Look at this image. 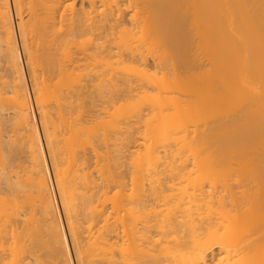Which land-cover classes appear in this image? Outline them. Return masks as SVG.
I'll list each match as a JSON object with an SVG mask.
<instances>
[{
  "label": "bare ground",
  "instance_id": "obj_1",
  "mask_svg": "<svg viewBox=\"0 0 264 264\" xmlns=\"http://www.w3.org/2000/svg\"><path fill=\"white\" fill-rule=\"evenodd\" d=\"M66 1L13 0L18 36L28 62L26 66L34 80L32 102L22 74L10 2L0 0V62L3 64H0V264H71L68 240L76 264H264V0H68L67 5ZM71 1H79L78 10L72 9L74 3L71 5ZM24 3L29 14L27 22L22 18ZM67 10L72 13H67L71 16L66 18L64 13ZM152 37L168 49L167 53L169 51L178 63L176 67L178 65L185 72L186 69L194 72L199 69L195 56L198 42L201 57L206 62L203 61V65L200 59L202 69H205L203 84L197 74L199 71L193 72V79L201 83H191L196 89L200 88L196 92L191 91L193 98L200 101L189 103V93L187 96L184 94L188 103L184 102L182 93L187 90H179L181 92L178 93L175 89L177 96L172 97L175 94L168 92V96L171 95L168 97L166 84L160 79L158 86L161 92L152 98V105L148 100L152 108L145 115L146 120L142 116L144 123L140 122L142 114L137 115L139 111L137 116L132 113V116L139 117L145 130L142 127L137 131L135 124L138 120L135 118L133 123V117L124 109L126 113L122 116L119 109L120 119L127 114L134 127L128 122L125 128L127 121L121 123L123 119L109 111L113 115L106 114L110 121L107 130L102 131L104 134L100 132L102 137L95 135L97 138L94 136L90 143L85 142L87 137L84 135L82 140L81 134L84 130L80 132L82 127L72 114V109H76L73 108L75 101L62 103L57 89L50 96V86L43 89L47 84L41 85L44 74L41 72L43 75L40 76H44L41 82L36 77L37 73L33 75L34 68L41 67L42 71H47L45 75L48 74L45 80L50 77L43 82L49 83L50 80L51 84V79L61 78L70 70L69 77L74 81L80 78V82L85 80L96 86L94 82L101 84L102 80L98 73H91L95 69L102 71L98 67L100 65L104 68L103 74L108 70L105 79L110 78L107 74L112 69L113 59H116L113 67L116 61L125 60L128 66L125 62L119 65L124 64L122 68L127 72L137 74L140 69L138 62L145 66L150 59L143 56L141 50L138 52L135 41H139L141 46L140 40L143 44L146 39L151 41ZM194 40L197 42L195 47ZM129 43L134 45L130 48ZM79 44H89V47L85 49ZM133 47L137 52L132 50ZM79 48L81 53L83 51L81 59ZM193 49L195 55L191 53ZM161 51L164 52L162 49L159 53ZM155 55L152 56L156 60L151 56L154 67L159 66L155 61L161 59ZM164 59H161L164 62L159 60L160 63H166L167 59ZM81 61L90 62L99 70L91 68L86 71L92 72L82 74L84 68L91 66L90 63L89 66L83 64L85 67L80 71ZM166 64L170 66L171 62ZM166 66L162 67H169ZM128 67L135 68L131 70ZM114 69L110 76L117 67ZM126 71L120 72L118 78ZM127 72L124 73L126 76ZM159 73L161 76V70ZM179 73L176 72L178 78ZM52 74L56 76L51 78ZM142 75L138 77L141 79ZM113 76L111 81L117 77L112 79ZM121 77L119 80L122 82ZM125 77L123 86L130 79L125 84ZM164 77L166 79V74ZM118 78L114 81L119 82ZM144 78L142 82H145ZM36 80L41 89L36 88ZM114 81H109L111 85L107 80L104 82L112 86ZM146 86L150 88L152 83L150 87ZM98 90L103 91L101 87ZM1 92L4 97H11L10 100L5 98L7 100L4 101ZM80 93L84 94V91ZM8 100L11 102L9 105L6 104ZM77 101L79 103V99ZM201 101L205 103L199 104ZM33 104L46 134L45 145L50 154L53 181L36 128ZM78 110L77 106V115ZM199 113L205 117L204 123L199 119L204 127L201 124L203 130L198 133L197 129L188 130L196 131L191 138L187 136L186 128L191 125L192 116L195 118ZM126 117L123 122L128 120ZM15 121L21 131L17 127L15 132L21 136L15 134V127L9 129L15 138H20L18 140L12 137V131V139L9 138L10 130L6 135L9 137L2 132L8 130L7 127L17 126ZM118 122L125 128L120 130L121 133ZM62 129L66 131L63 136L60 134ZM116 129L120 137H115ZM133 133L140 136L139 139L137 137L139 142L142 141L140 145ZM112 141L114 150H106ZM134 142L138 143V149H133L132 153L131 149L135 147L130 145ZM85 144L93 157L86 154L90 151L85 150ZM111 145L108 148L111 149ZM119 146L120 151L123 148L128 153L124 152L126 155L123 157L131 160V166H127L132 169H129L130 174L122 170L127 161L120 162L122 153L116 155ZM100 151H104L103 156ZM26 153L27 162L22 159ZM89 155L96 158L94 168L91 165L93 170L88 165L92 161H89ZM99 157L105 161L103 166L102 161L96 162ZM189 163L192 164L189 166ZM94 169L97 170V178L93 176ZM51 181L55 185L68 240Z\"/></svg>",
  "mask_w": 264,
  "mask_h": 264
},
{
  "label": "rangeland",
  "instance_id": "obj_2",
  "mask_svg": "<svg viewBox=\"0 0 264 264\" xmlns=\"http://www.w3.org/2000/svg\"><path fill=\"white\" fill-rule=\"evenodd\" d=\"M69 1H70V0H69ZM73 1H74V0H73ZM73 1H71L70 4H71V3L73 4V3H74ZM9 2H10L9 7H10V12H11V17H12V19H13V26H14V30H15V36H16L15 38L17 39L16 41H17V44H18V47H19V55H20V58H21V68H22V72H23L22 74H23V76H24V83H25V87L27 88V91H28L29 97L31 98V101L33 102V100H34V96H35V94L33 95V91H35V89H34L35 86H33V84H34V80L32 79V78H33L32 76L30 77V75H31L32 73L30 74V71H29L28 65L26 66V63L28 64V62L26 61V56H24L25 54L23 53L22 43H21V37L18 36V35H19V34H18V33H19V32H18L19 29H18V25H16V24H18V18H17V13L15 12L16 10H15V8H14V2H13V0H9ZM67 2H68V0L66 1V5H67ZM68 3H69V2H68ZM78 3H79V1H76L73 5L71 4L72 6L69 5V4H68V5H69V7L71 6L72 9L74 8L73 10L75 11L76 8H77V10H78V8H79V7H78V6H79ZM74 5H75V6H74ZM26 8H27V7H26V3H24V6L22 7V9H23V12H22V16H23V17H22V18H23V20L25 19L24 22H27L28 19H29V17H28L29 14H28V12H27L28 10H27ZM67 8H68V7L66 6V9H67ZM69 9L71 10V8H69ZM26 10H27V11H26ZM73 10H72V11H73ZM68 11H69V10H67V12L65 11V13H64V15L66 14V15H65L66 18L71 16V15H70V16L68 15L71 11H70V12H68ZM67 13H68V14H67ZM71 13H72V12H71ZM24 14H25V15H24ZM27 17H28V19H27ZM26 19H27V21H26ZM136 38H137V37H136ZM136 38H135V39H136ZM151 39H152L151 41H150V38H149V39H146L145 42L143 41V42H144L143 44H144V45L146 44V46H143L141 40H140V42H141V43H140L141 46L139 45V41H137V40L135 41V40H134V41L136 42V43L134 42L135 45H136V48H137V45H138V52H139V50H141V51L144 53V54H142V52L140 51L141 54H142L143 56L146 55V56H147V59H150V60H148V62L146 63L145 66H142V64L138 62V64H140V65H138V68H139V67H140V69L143 68L142 71H141L140 69H138V73H139V70H140V73H139V74H141V75H142V74L147 75V76H145V75H142V76L145 77V78H144V79H145L144 81H145V82L148 81V83L142 82V80H143L142 78H143V77L140 79L141 76L138 77V75H139L138 73H137V74H136V73H132L131 71H130V73L127 72L124 68H122V67L124 66V64H123L122 66L119 65V64H122L123 62H125V60H124L123 62L120 61V63H119V60L116 61V63H115L116 65H114V67H113V63H114V61H115L116 59H113V61H111V63L113 62V63H112V69H111V71H112L114 68L116 69V67H117L116 71H115V69H114L115 72H114V71H113L114 73L112 72L113 75H114V76L111 75V76H113L112 79H113L115 76H117V77H115V78H118L120 72H123V71H126V72L129 74V76H128V74H127V76H128V77H127V76L125 75L126 72H124L125 74L122 73L121 76H122V75H125V76L127 77V80H126V77H125V76H122V77L120 76V77H121V80L123 79V81H124V77H125V82H124V83L126 84V82L128 81V79H129V78H130V79H129V82H127V84H126L125 86H123V84H122L123 81L121 82V81L119 80L120 77L118 78L119 82H117V80L114 81V80H115V78H114V80H112V81H114L113 84H112V86L114 85V86H113V89H112V86H109V85H111V83H112V81L110 80V78H111V76H110L111 71H109V75L107 74V77L109 76L110 78L105 79L104 75L106 74V72L108 73V70H107V71H104V74H103V69H104V68H103V66H101V67H102V69H101L100 65H98V67H99L100 70H102V71H96V69H95V72L91 73V74H93V75H94L95 73H96V74L98 73V75L100 76V81L102 80L101 84H99V81H98V83H96L97 81L94 82V84H96V86L93 85V83H92V84L90 83V84L92 85V86H91L89 83L84 82L85 80L80 82V80H82V79H80V78H79L78 81H74L73 79H71V78L69 77V74L71 73L70 70H68L69 72L67 71L68 74H67V72H66V73L64 72V73H63V76H61V78H60V76L57 78V77H55V76H56L55 74H54V75L52 74V75H51V78H52V77H53V78L55 77L57 80H56V79H51V82L53 81L51 84H50V80H49V83H48V82H47V83H46V82H43V80H45L46 75L48 76V74L45 75V73H46L47 71H46V72H44V70L42 71V70H41V67L37 66V68L39 67V69L34 68L36 71L34 70L35 72L33 73V75H36V73H37L36 77L38 76L37 79H39V80L42 79V77L45 76L44 79L42 80V82H41V80H40V82L42 83L41 85H43V86L47 84V86H45L44 88L42 87L43 89H46V88H48V87L50 86L49 88H50V90H52V91H50V90L48 91V89H47L48 93L51 92V93H49L50 96H52V95L55 94V93H52V92H56V91H57L56 93H58V91H59V95H57V94H56V95H57L59 98H62V99H63L62 103L67 104V103H69L70 101H75L74 104H76V106H73V108L76 107V109H77V106L79 107V110H78V111H79V115H77V114H78L77 112L75 113L76 109L74 108V109H75L74 113H73V110H74V109H72L73 117L76 118V120L78 119V121H79V126L81 125V127H82V128H80V132H81V130H84V131H85V132L82 131L83 133L81 132V134H83V136L81 135V136H82V140L84 139V135H86L85 138L87 137V138H86L87 140H84V141H85V142H88V141H89V143H90V142H91L90 139L93 138V140H94V138H95L96 136L99 137V134H100V136L102 137V135L104 134L102 131L105 132V131L107 130V125H108L107 123L110 121V117H109V116L115 114V115L118 116L119 119H120V114H121V113H120V114L117 113V111H118L119 109H120L121 112H122V116H123V113L128 112V115L130 114L129 116L133 117L132 120H131V118H130V120H131L133 123L135 122V121H133V120H135V118L138 120L137 122H139V120H140V119H138L139 117H135V116H137V115L139 116V114L141 113L142 115L140 114V115H141V116H140V118H141L140 122L144 123V121L147 119L145 115H146V114L148 115V110H149V108H150V107L152 108V106H150V104L152 105V101L155 99L154 96L157 97L158 94L161 92V90L159 91V86H160V85H159V81H160V79H162V80H163L162 82H164V83L166 84V89H165V90L167 91V96H168V92H169V93H170V92H173V93H174V92H175V91H174L175 89H176V91H177L178 93L181 92V91H185V90H187L186 92L182 93V97H183L184 94L186 95V94H189V93H190L188 96H190V95H191V96H190V97H187V98H188V101H190V99H191V102H189V103L200 101L199 98H197V99H199V100H197L196 98H193V95H192L193 92H196V91L199 90L200 88L197 87V89H196V86H195L194 84H193V85L191 84V83H193V81H194V83H195L196 80L193 79V78H194V77H193V74H194L195 72L197 73L198 71H199V72H198L197 74H199V75L201 76V77H200L201 79H199V80H201V81H202V84H203V75H202V74L204 73L205 69H202V66L204 65V62H206V61H204V60H203L204 58L202 59V57H201V56H203V55H202V52L199 51L200 48H199V46H198V45H199L198 40L195 38V39L197 40V42H198V45H197L196 40H194V43H195V44L193 43V44H194V45H193L194 47H195V45H197V46L195 47V49L198 48V49H196L197 54L195 53V52H196L195 49H193V51H191V53H193V52L195 51V52H194V55L196 54L195 56L197 57V66H198V64H199V65L201 66V68H200V66H198L199 69H198V71H197V69H196L195 72H194L193 70H192V71L189 70V71L192 72V73H191V72L188 71V69H186V72H185V70L183 71V69L180 68V67L177 65L178 68L182 69V70H179V69L176 67V65H175V64H178V63H176V60L173 59L174 57H173L172 55H170V52H169V51H168V53H167V50H168V49H167V50L164 49V47H162V46L158 43V41H157L156 39L154 40L153 37H152ZM84 40H85V39H84ZM84 40H83V41H84ZM148 40H149L151 43H150ZM45 41H46V40H45ZM154 41H155V42H154ZM86 42H87V41H85V44H87ZM137 42H138V44H137ZM156 42H157V44H156ZM45 43H46V42H45ZM79 43H80V42H79ZM149 43H150V44H149ZM129 44H131V45H130V48H131L133 43H129ZM148 44H149V45H148ZM151 44H152V46H151ZM79 45H80V44H79ZM133 45H134V44H133ZM47 46H48V45H47ZM139 46L141 47V49H139V48H140ZM142 46H143V47H142ZM148 46H150V47H148ZM70 47H73V46H70ZM80 47H82V48L85 47V49H86V47H89V44H88V46H85V45L83 44L82 46L80 45ZM127 47H128V46H127ZM146 47H147L148 49H147ZM151 47H152L153 49H152ZM155 47H157L159 50H158L157 48H155ZM160 47H161V49H160ZM194 47H193V48H194ZM68 48H69V46H68ZM145 48L147 49V51H144V50H146ZM73 49H74V48H72V50H73ZM75 49H76V48H75ZM154 49H155L156 51H153ZM162 49L164 50L165 53H164L163 51H161V53H159L160 50H162ZM68 50H69V49H68ZM70 50H71V49H70ZM70 50H69V51H70ZM72 50H71V51H72ZM129 50H130V49H129ZM132 50H133V51H136V50H135V47H133ZM151 50H152V51H151ZM73 51H74V50H73ZM77 51H78V50H77ZM149 51H151V52H149ZM198 51H199V52H198ZM75 52H76V50H75ZM79 52L81 53L80 48H79ZM136 52H137V51H136ZM148 52L151 53L152 55H155V54H156L155 56H159V57H161L162 60L166 57V58H165V59H167V60H166V63L171 62V64H173V61H174L175 63H174L173 65H174V67H175L178 71H177L174 67H172L173 65L171 66V64H170V66H171L172 68H170L169 64H166V63L162 64V63H160V61H159V60H161L160 58H158V60L155 61L156 63H157V62L159 63V64H158L159 66H155V67H154V65H153L154 62L152 63V61H153L156 57L150 55ZM73 53H74V52H73ZM82 53H83V51H82ZM82 53L80 54V59L82 58V57H81V56H82ZM86 53H87V52H86ZM88 53H89V51H88ZM146 53L149 54V55H147ZM154 53H155V54H154ZM158 53H159V54H158ZM166 53L169 54V55L171 56V57H170L171 59L168 58L169 56H167ZM23 54H24V55H23ZM138 54H139V53H138ZM164 54H165V55H164ZM199 54H201V55H199ZM161 55H162V56H161ZM151 56L154 57L153 60H152ZM163 57H164V58H163ZM199 57H200V58H199ZM165 59H164V60H165ZM172 59H173V61H170V60H172ZM198 59H199V60H198ZM200 59H201L203 65L200 64V63H201ZM155 60H156V59H155ZM162 60H161V62H164V61H162ZM198 61H200V62H198ZM203 61H204V62H203ZM86 62H87V61H85V62L82 63V61H81V64H79V65H80V66H79V69H80V68H84L85 65H88V64L90 63V62H87V63H86ZM79 63H80V62H79ZM0 64L3 65L2 62H0ZM83 64H85V65L83 66ZM93 64H94V63H93ZM109 64H110V63H109ZM125 64H126L125 66H128V64H129L128 61H127V63L125 62ZM134 64L137 65V63H134ZM161 64H162V65H161ZM205 64H206V63H205ZM110 65H111V64H110ZM110 65H109V66H110ZM143 65H144V64H143ZM163 65H164V66L167 65V66H169V67H167V66H166L167 68L162 67ZM34 66H35V65H34ZM81 66H83V67H81ZM88 66H89V65H88ZM90 66H91V67L84 68V70H83V69H80V71H82V70L84 71V73H82V74H85V71H86L87 69L90 70L91 68L93 69V71H94V68H97V70H99L98 67H94V68H93L91 63H90ZM94 66H96V65L94 64ZM132 66H135V65H132ZM205 66H206V65H205ZM105 67H106V66H105ZM129 67H130V65H129ZM129 67H128V68H129ZM159 67H160V68H159ZM107 68H108V66H107ZM134 68H135V67H132V68H129V69L134 70ZM144 68H145V69H144ZM146 68H147V69H146ZM169 68H170V69H169ZM204 68H205V67H204ZM109 69H110V68H109ZM129 69H128V70H129ZM157 69H159V70H157ZM163 69H166V71H167V69H169V70H168L169 72L167 71V72H168V73H167V72H165ZM89 70H88V71H89ZM119 70H120V71H119ZM122 70H123V71H122ZM160 70H161V72H162V73H161V76L159 75V74H160V73H159ZM162 70H163V71H162ZM174 70H175V71H174ZM201 70H202V71L204 70V71L202 72ZM27 71H28L29 73H28ZM80 71H79V73H80ZM88 71H86V72H88ZM117 71H119V72H117ZM158 71H159V72H158ZM170 71H171V72H170ZM181 71H182V72H181ZM41 72L44 74V76H40V75H43ZM89 72H92V71H89ZM99 72H101L102 74L99 73ZM134 72H136V71H134ZM144 72H145V73H144ZM157 72H158V74H157ZM173 72H174V74H173ZM176 72H177V73L180 72V73H179V74H180V75H179V78H178V74H176ZM184 72H185V73H184ZM187 72H188V73H187ZM193 72H194V73H193ZM38 73H39V74H38ZM76 73H77V72H76ZM116 73H117V74H116ZM131 73H132V75H130ZM96 74H95V75H96ZM133 74H134V75H133ZM165 74H166V79H165V77L163 78V76H164ZM168 74H169V75L172 74V75H174V77H173L172 75H170V77H168V76H169ZM187 74H191V76L188 77ZM28 75H29V76H28ZM79 75H81V73H80ZM162 75H163V76H162ZM195 75H196V74H195ZM105 76H106V75H105ZM133 76H134V77H133ZM135 76L138 77V78L141 80L140 82H142L143 84L145 83V85H143V84L141 83V84L143 85V86H141V84H140V82H139V79L136 78ZM148 76H149L151 79H150V78H147ZM151 76H153V77H151ZM154 77H155V78H154ZM160 77H162V78H160ZM172 77H173V81H172ZM175 77H177V78H175ZM49 78H50V77H49ZM49 78H46V80L48 81ZM68 78H69V79H68ZM153 78H154L155 80H154ZM167 78H168V80H167ZM169 78H170V79H169ZM187 78H188V79H187ZM191 78H192V79H191ZM58 79H59V80H58ZM108 79H109V80H108ZM158 79H159V80H158ZM164 79H165V80H164ZM189 79H190V80H189ZM31 80H32V81H31ZM46 80H45V81H46ZM106 80L108 81V84H109V85L107 84V82H104V81H106ZM152 80H154L155 82L152 81ZM199 80H198V83H197V81H196L197 85H199V83H201V81H199ZM55 81H56V83H55ZM57 81H59V82H57ZM109 81H110L111 83H109ZM149 81H151V83H152V86H151V87H154V85H155L154 88L151 89V87L149 86V85H151V83H150ZM170 81H172V82H170ZM175 81H176V82H175ZM191 81H192V82H191ZM65 82H66V84H65ZM76 82H77L76 85L78 86V84H79V86H80V87L78 86L79 89L82 88L81 90H78L77 86L75 85ZM78 82H79V83H78ZM83 82H84V83H83ZM115 82H117V83H121V84H116ZM130 82H131V85H130ZM162 82H161V83H162ZM167 82H170V83L167 84ZM174 82H175V83H174ZM32 83H33V84H32ZM35 83H37V84H35V85H37L36 88H39V86H40L39 81L37 82V80H36ZM38 83H39V86H38ZM44 83H45V84H44ZM57 83H59V84H57ZM68 83H69L70 85H72V87H71ZM71 83H72V84H71ZM102 83H104V84H102ZM114 83H115V84H114ZM128 83H129V84H128ZM149 83H150V84H149ZM176 83H178V84H176ZM54 84H55V85H54ZM85 84H86V85H85ZM97 84H98L99 86H97ZM106 84H107V85H106ZM138 84H139L143 89H142L141 87H139ZM146 84H147V86H149L150 88H148V87L146 86ZM169 84H170V85H169ZM182 84H183V86H182ZM185 84H188L189 86H187V85H185ZM48 85H49V86H48ZM53 85H54V89H53ZM57 85H58L59 87H58ZM67 85H68V86H67ZM88 85H89L90 87H89ZM104 85L107 86L108 88H107V87H104ZM118 85H119L121 88H120ZM128 85H130L132 88H131V87H128ZM158 85H159V86H158ZM171 85H174L175 88H173ZM176 85L178 86V88H177ZM51 86H52V87H51ZM56 86H57V87H56ZM86 86H87V87H86ZM102 86H103V87H102ZM126 86H127V87H126ZM145 86H146L147 88H145ZM167 86H168V87H167ZM170 86L172 87V89H171ZM179 86H181V87H183V88L181 89V87H180V89H179ZM184 86H185V88H184ZM186 86H187L188 88H187ZM40 87H41V86H40ZM55 87H56V88H55ZM67 87H68V88L70 87V88L68 89ZM73 87H74V88H73ZM92 87H93V88H92ZM97 87H98V88H97ZM100 87H101V89H102L104 92L107 91V92H106L107 95H106V93H104L103 91H102V92H103V93H102V92H100V90H98V89H100ZM109 87H110V88H109ZM114 87H116V88L114 89ZM122 87H123V88L126 87V89L124 88V90H123ZM189 87H191L192 89H189ZM202 87H203V86H202ZM32 88H33L34 90H33ZM76 88H77V89H76ZM106 88H107V89H106ZM118 88L121 89V90H119ZM128 88H131V89H128ZM139 88H140V89H139ZM155 88H156V89H155ZM167 88H168V89H167ZM186 88H187V89H186ZM193 88H194V89H193ZM39 89H41V88H39ZM56 89H57V90H56ZM75 89H76V90H75ZM110 89L112 90L111 92H110ZM117 89H118V92H116ZM127 89H128V90H127ZM134 89H135V90H134ZM177 89H178V90H177ZM183 89H184V90H183ZM55 90H56V91H55ZM77 90H78V91H77ZM85 90H87V91L89 90L88 92L90 93V95H89V93H87V91H85ZM90 90H91V91H90ZM113 90H115V91H114L115 93L113 92ZM129 90H131V92H130ZM132 90H133V92H132ZM169 90H171V91H169ZM179 90H181V91H179ZM188 90H189V91H188ZM194 90H195V91H194ZM31 91H32V92H31ZM73 91H74V94L72 93V95H71L70 92H73ZM83 91H84V94L86 95V96L84 97L85 100H84V98H83L84 94L80 93V92H83ZM97 91H98V92H97ZM119 91H120V93H119ZM128 91H129V92H128ZM155 91H157V92L155 93ZM191 91H193V92H191ZM3 92H4V91H3ZM3 92H1V93H2V96H3V94H4ZM42 92H44V91H42ZM45 92H46V91H45ZM78 92H79V94H76V93H78ZM92 92H93V93H92ZM99 92H100L102 95L105 94L104 97H102V95H101ZM109 92H110V93H109ZM124 92H128V93H130L129 96L127 95L128 93H124ZM163 92H164V91H163ZM177 92H176V93H177ZM34 93H35V92H34ZM68 93H69V94H68ZM91 93H92L93 95H91ZM98 93H99V94H98ZM112 93H114V94H116V95H117V93H118L117 98H114L116 95H114V94H112ZM123 93H124V94H123ZM176 93H174L175 95L172 94V97H173V96H174V97L177 96L178 93H177V94H176ZM46 94H47V92H46ZM80 94H82L83 96H81ZM154 94H155V95H154ZM170 94H171V93H170ZM170 94H169V95H170ZM6 95H7V94H6ZM9 95H11V94H9ZM49 95H48V96H49ZM56 95H55V96H56ZM65 95H66V96H65ZM74 95H75V96L77 95V96H79L80 98L75 97ZM99 95H100L101 97H99ZM110 95H111V96H110ZM113 95H114V96H113ZM120 95H124L125 97L120 96ZM126 95H127L128 97H127ZM185 95H184L185 99H183L184 102H186V100H187V98H186L187 95H186V96H185ZM4 96H5V94H4ZM4 96H3V99H4V101H6L7 99H5V98H9V97H8V95H7V97H4ZM71 96H72V97L74 96L73 99L71 98ZM87 96H89V97H87ZM90 96H92V97L90 98ZM109 96H110V97H109ZM178 96H179V95H178ZM64 97H65V98H64ZM67 97H69V100L67 99ZM150 97H151V98H150ZM153 97H154V99H152ZM168 97H171V95L168 96ZM184 97H183V98H184ZM194 97H195V96H194ZM198 97H199V96H198ZM201 97H202V96H201ZM10 98H11V97H10ZM10 98H9V100H10ZM108 98H110V99L112 98L113 100H112V99H111L112 101H111L110 99L108 100ZM70 99H71V100H70ZM77 99H79V103H77V102H78ZM82 99H83V100H82ZM9 100H8V101H9ZM67 100H68V101H67ZM80 100H82V101H80ZM148 100L151 101L150 104H148V103L150 102V101L148 102ZM193 100H194V101H193ZM110 101H111V102H110ZM109 102L112 103L113 105L110 104ZM202 102L205 103L204 101H201V103H199V104H202ZM5 103H6V102H5ZM10 103H11V102L9 101V102L6 103V104L9 105ZM186 103H188V102H186ZM78 104H79V105H78ZM109 104H110V105H109ZM32 106H33V107H32V111H33V116H34L35 123H36V128H37V130H38L39 137H40V139H41V143H42V148H43L44 157H45V160H46V163H47V166H48V170H49V174L51 175V180H52L53 178H52V172H51L52 170H51V166H50V165H51V162H50V154H49L48 150H46V149H48V147L46 146V145H47L46 137H44V136H46V134H45L44 131H43L44 129L42 128V124H41V122H40L41 120H40V117H39V115H38V110L36 109V107L34 106V104H33ZM111 106H114V107H111ZM122 107H123V108H122ZM113 108L116 109V111H115ZM123 109H124L126 112L123 111ZM134 109H135L136 111H135ZM107 110H108V112H107ZM150 110H151V109H150ZM109 111H114V113L112 114V113L109 112ZM134 111H135V112H134ZM137 111H139V113H138ZM140 111H142V112H140ZM118 112H119V111H118ZM136 112H137L138 114H137ZM149 112H150V111H149ZM7 113L10 114L11 112H7ZM109 113H110V115H109V116H106V114L108 115ZM116 113H117V114H116ZM132 113H133V115H135V116H132ZM202 113H203V112H202ZM202 113H199L198 116L196 115V116H197V118H196V116H195L196 119L194 118V116H192V122L194 121L193 123L190 122V121H191V120H190L191 117L188 119V121L190 120V121H189V122H190L189 124H191V125H188L189 128H188V127L186 128L187 136H191V138H192V137H194V135H196V133H198L200 130H203V127H204V124H203V123L205 122V119H204L205 117L203 116ZM136 114H137V115H136ZM76 115H77V116H76ZM104 116H105V117H104ZM122 116H121V119H120V120H122V119L124 120V118L127 116V114H125V117H123V118H122ZM142 116H145V120H144V118H143ZM202 116H203V118H202ZM77 117H78V118H77ZM95 117H96V119H95ZM97 117H99V118H97ZM106 117H108V121H107V118H106ZM198 117H199V118H198ZM101 118H102L103 120H102ZM126 118H127V117H126ZM142 118H143V119H142ZM100 119H101V121H99ZM127 119H128V120L125 119L124 122H123V120H122V122H121V123H125V122L127 121V122L125 123V128L127 127L126 124H129V123L131 122V121L129 120V118H127ZM193 119H195V120H197V119H198V120H199V119H203V123H202L201 120H199V121H198V120L195 121V120H193ZM142 120H144V121H142ZM12 121H13V120H11V122H12ZM98 121H99V122H98ZM106 121H107V122H106ZM97 122H98V123H97ZM119 122H120V121H119ZM119 122H118V124H117V125H118L117 127H118L119 131H120V130H121V131H122V130L124 131L125 128L123 127V125H122V126H121V124L119 125ZM128 122H129V123H128ZM132 122H131L130 124L132 125V127H134V126L136 125L137 127L135 126V128L137 129V131H138V130L140 131V129L143 127L142 123L140 124V122H139V126H138V123H137V122H136L135 125L132 124ZM186 122H187V120H186ZM198 122H199L200 124H199ZM13 123H14V122H13ZM13 123H11V124L13 125ZM84 123H85V124H84ZM99 123H101L102 125L104 124L105 126H102V125L99 124ZM196 123H198V124L196 125ZM9 124H10V123H9ZM11 124H10V125H11ZM14 124H16L17 126L14 125L13 127H11V126H10V127H7L6 129H8V130H4L5 128L3 129L4 131H2V132L5 134V137H9V136H10L9 138H11L12 134H13L12 137H14V133H13V131H14V132H15V131H18V130H16V129L19 128V126H18V124H17L16 121H15ZM82 124H83V126H82ZM97 124H98V125H97ZM187 124H188V122H187ZM201 124H203V127H202ZM133 125H134V126H133ZM140 125H142V126H140ZM194 125H195V126H194ZM97 126H98V127H97ZM101 126H102L103 128H102ZM14 127H15V130L12 131V129H14ZM17 127H18V128H17ZM144 127H145V126H144ZM144 127H143V128H144ZM9 128H12V129L10 130ZM85 128H86V129H85ZM98 128H99V129H98ZM120 128H121V129H120ZM100 129H101V130H100ZM104 129H106V130H104ZM118 129H116L115 132H116ZM136 129H134V130H136ZM195 129H197V130H196L197 132H196V131H193V132H192V131H190V132L188 131V130H195ZM9 130H10V134L8 133ZM62 130H63V129H62ZM62 130H61L60 134H62V136H63V135L65 134L66 131L63 130V133H62ZM96 130L99 131V132H97ZM143 130H145V128H144ZM143 130H141V133H142ZM5 131H7V133H6ZM11 131H12V134H11ZM19 131H20V128H19ZM119 131H117V135H116V133H115V134H112V136H113V135H114V136L116 135L115 137H117V136L120 137V135H118V134H119ZM121 131H120V133H121ZM20 132H21V131H20ZM89 132H90L91 134H90ZM100 132H102L103 134L100 133ZM143 132H144V131H143ZM195 132H196V133H195ZM200 132H202V131H200ZM16 133H18V132H15V134H16ZM85 133H86V134H85ZM113 133H114V131H113ZM136 133L139 134V132H136ZM136 133H135V134L133 133V135L136 136V137L134 136V137H135V140H136V142H138L139 145H140V144L142 143V141L140 140L141 142H139V140H137V137H138L140 134H139V135H138V134L136 135ZM189 133H190V134H189ZM192 133H194V135H193ZM7 134H9V136H6ZM18 134H19V133H18ZM97 134H98V135H97ZM142 134H143V133H142ZM191 134H192L193 136H192ZM19 135L21 136V133H20ZM19 135H18V136H19ZM95 135H96V136H95ZM62 136H61V137H62ZM92 136H93V137H92ZM94 136H95V137H94ZM140 136H141V135H140ZM140 136H139V137H140ZM142 136H143V135H142ZM15 137H16V136H15ZM15 137H14V138H15ZM61 137H60V139H61ZM90 137H91V138H90ZM97 137H96V138H97ZM134 137H133V139H134ZM139 137H138V139H139ZM14 138H13V139H14ZM141 138H142V137H141ZM141 138H140V139H141ZM189 138H190V137H189ZM191 138H190V139H191ZM5 139H8V138H5ZM11 139H12V138H11ZM15 139H17V138H15ZM18 139H20V138H18ZM18 139H17V140H18ZM93 140H92V141H93ZM18 142H19V141H18ZM136 142L133 143V144H135V146L131 143L133 146H132V145H130V146H131V147H135V148H132V149H131V152H132L133 149H135V151H137L136 149H138V146H137L138 143L136 144ZM116 143H117V141H116ZM45 144H46V145H45ZM109 144L111 145V144H115V143H113V141H112V143L110 142ZM109 144L106 146L107 149H106V148H104V149H106V150H108V151H109V150H112V149H113V148H112L113 146L111 145V149H110V148H108V147H110ZM117 144H119V142H118ZM86 145H87V144H85V148H86L85 150L90 151L91 149L88 147V145H87V146H86ZM102 145L104 146V144H102ZM102 145H100V146H102ZM87 147H88L89 149H88ZM104 147H105V146H104ZM117 147H118V146H117ZM119 147H120V146H119ZM136 147H137V148H136ZM101 148L103 149V147H100V149H101ZM114 148L116 149V146H115V145H114ZM102 149H101V150H102ZM113 150H114V149H113ZM120 150H121V147H120V149L117 148L118 154H116V153H117V152H116V153H114V155H115V154H116V155H120L119 152L122 153V154L120 155L121 157H123V156H125L126 154H128V153L125 152V150L123 151V148H122V151H120ZM88 151H87V152H88ZM104 151H105V150H104ZM104 151H100V152H102V156H103V154H104V153H103ZM129 151H130V150H129ZM135 151H134V152H135ZM110 152H111V151H110ZM124 152H125L126 154H123ZM22 153H25L24 150H23ZM90 153H92V151H90V152H88V153H86V154L88 155V154H90ZM132 153H133V152H132ZM22 155H23V154H22ZM26 155H27V153L24 154V156H26ZM90 155H91V154H90ZM90 155L88 156L89 158H90ZM5 156H6V155H5ZM24 156H22V157H24ZM91 156H92V155H91ZM120 156H119V158H120ZM127 156H128V155H127ZM92 157H93V156H92ZM92 157L89 159V161L92 159ZM117 157H118V156H117ZM25 158L27 159V156L24 157V158H22V159H23L24 161H26ZM100 158H101V157L97 158V160H96V162L98 161L97 164H99V161L101 162L102 160H104V159L99 160ZM115 158H116V157H115ZM128 158H129V156H128ZM95 159H96V158L94 157V158L92 159V161H90L91 164H90V163L88 164V165H90V167H91V165H92V167H93V165H94L93 162H95ZM124 159L127 160L126 157H123V159H121L120 162H125ZM27 160H28V159H27ZM127 161H128V160H127ZM127 161H126V164H125V166H124V168H123L122 170H123V171H126V172L129 173L132 169L128 168L127 166H131L130 163H129L131 160L129 159V161H128V162H127ZM3 162H4V161H3ZM26 162H27V161H26ZM104 162H105V161H102L103 164L100 163L101 166L104 165ZM127 163H128L129 165H128ZM25 164H26V163H25ZM191 164H192V163H189V166H190ZM94 166H95V165H94ZM97 166H98L99 168L101 167L100 165H97ZM92 167H91V169H90V168H89V169H90V170H93L94 167H93V168H92ZM125 167H126L127 169H126ZM97 169H98V168H97ZM129 169H130V171H129ZM188 169H189V167H188ZM190 169H191V167H190ZM94 170H95V169H94ZM122 170L119 169L118 171H122ZM96 171H97V170H95V171L93 172V176H95L94 178H97V177H98V175L96 176V174H95ZM123 171H122V172H123ZM126 172H125V173H126ZM97 174H98V173H97ZM123 174H124V172H123ZM126 174H127V173H126ZM126 174H125L124 176H126ZM129 174H130V173H129ZM128 176H129V175H128ZM52 181H53V180H52ZM52 181H51V183H53ZM52 186H53V187H52ZM51 190H54L53 193H55V195H54L55 198H56L55 200L58 202L57 206H59V207H58V208H59V212H60V213H59V214H60L59 216H60V219H61V221H62V223H63L64 229H65V234H66V237H67V240H68V235H67L66 227H65V224H64L65 221H64L63 213H62L61 208H60V204H59V200H58V196H57V193H56V190H55V185H54V183H53V185L51 184ZM57 202H56V203H57ZM68 245H69V253H70L71 264H76L77 262H76V260H75L74 253H73V251H72V249H71V247H70V242H69V240H68Z\"/></svg>",
  "mask_w": 264,
  "mask_h": 264
}]
</instances>
